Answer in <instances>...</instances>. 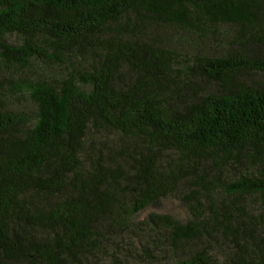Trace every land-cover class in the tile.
Here are the masks:
<instances>
[{"label": "trees", "instance_id": "trees-1", "mask_svg": "<svg viewBox=\"0 0 264 264\" xmlns=\"http://www.w3.org/2000/svg\"><path fill=\"white\" fill-rule=\"evenodd\" d=\"M263 15L264 0H0V264H151L157 239L172 264H264V86L237 80L264 74ZM160 25L196 35L193 53L152 39ZM218 25L237 28L229 49L204 46ZM169 196L185 222L137 219Z\"/></svg>", "mask_w": 264, "mask_h": 264}, {"label": "rangeland", "instance_id": "rangeland-1", "mask_svg": "<svg viewBox=\"0 0 264 264\" xmlns=\"http://www.w3.org/2000/svg\"><path fill=\"white\" fill-rule=\"evenodd\" d=\"M263 31H264V15H263ZM149 31L152 34L151 38L156 40V36L158 35L161 40L164 41V44L167 48L175 50L178 54H187L193 53V48L198 44L200 41L196 35L188 34L179 28H174L171 26H157L154 28H149ZM237 28L225 25H218L212 26L209 28V32L206 35L207 40L205 41L204 46L207 47L212 42H216L217 44L221 45L224 49H229L231 47V42L235 37ZM250 32L259 34L261 32H257L254 29L250 30ZM16 38L14 36H9L7 38V42H15ZM36 74L44 73L47 75H55V72L51 67L45 65H38L35 69ZM30 72L25 71L20 73L19 71H12L9 70L7 72L1 71L2 75L17 78L18 76L28 75ZM237 80L239 82H243L252 86H264V74L251 70V69H244L237 75ZM196 82L199 87V93H208V92H215L219 91L222 87L220 84L201 79L199 77L196 78ZM11 104L21 110H29L33 108V104L28 99H10ZM151 213H159V214H166L171 215L172 217L185 222L190 217V212L185 207V205L178 200L176 196H169L168 198L164 199L159 206L157 207H149L144 210L142 213L139 214L137 219H145ZM157 246L154 248L150 246L152 251V255L156 256L152 260L151 264H172L174 256L173 252L170 249V241L163 239L156 240ZM212 248L207 251L205 255L211 254L215 258L216 263H221L225 259V252L228 250H232L233 245L227 241L221 239L219 244H213ZM202 246V245H200ZM196 245L193 244H180L177 247V254L180 256H187L192 254L195 250ZM160 250L163 253H159ZM126 261H123L122 264H147V262L142 263L141 259L137 257V255H126L123 257Z\"/></svg>", "mask_w": 264, "mask_h": 264}]
</instances>
